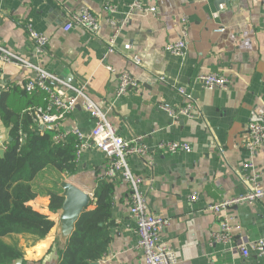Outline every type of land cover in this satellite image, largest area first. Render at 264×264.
Instances as JSON below:
<instances>
[{
    "label": "crops",
    "instance_id": "obj_1",
    "mask_svg": "<svg viewBox=\"0 0 264 264\" xmlns=\"http://www.w3.org/2000/svg\"><path fill=\"white\" fill-rule=\"evenodd\" d=\"M134 1L0 0V44L66 82L86 85L87 94L107 113L121 137L142 138L149 155L129 156V168L142 177L140 190L150 209L170 221L162 242L175 251L176 264H264V254L251 251L244 256L237 247L241 239H264V199L220 212L209 209L222 199L243 195L257 185L264 187V144L255 151L248 148L249 123L264 122V0H143L156 6L157 14L129 16L127 24L121 25ZM81 7L99 18L96 34L64 29ZM183 17L188 19L187 50L177 56L165 47L180 38ZM28 27L49 37L45 53L36 52ZM117 29L115 51L109 52ZM127 44L131 47L126 50ZM125 71L138 85L118 95L119 74ZM203 73L224 75L229 84L207 89L198 80ZM35 76L33 68L0 63V92L23 86ZM180 88L195 101L191 116L178 114L186 103ZM72 95L73 91H66L67 97ZM94 125L80 103L63 122L65 129L78 128L85 136ZM0 135L3 142L9 139L1 120ZM167 141L188 142L192 151L159 150L158 145ZM246 163L253 167L244 168ZM112 166L113 158L106 153L86 149L75 173L62 174L59 186L70 183L90 194L100 181H109L112 241L99 263L144 264L130 213L131 187L123 170L111 171ZM243 175L258 176L245 182ZM52 176L45 174L51 177L42 182L47 189L54 187ZM194 194L197 199L192 201ZM29 203L52 218L55 226L45 239L25 246L24 259L28 264H57L74 217L68 207L51 211L47 192ZM224 217L231 218L235 227L229 243L214 240Z\"/></svg>",
    "mask_w": 264,
    "mask_h": 264
},
{
    "label": "built area",
    "instance_id": "obj_2",
    "mask_svg": "<svg viewBox=\"0 0 264 264\" xmlns=\"http://www.w3.org/2000/svg\"><path fill=\"white\" fill-rule=\"evenodd\" d=\"M128 15L121 25L127 24L129 16L137 14H157V7L150 5L143 0H135L128 8ZM115 12V7L111 8ZM187 17L182 19V28L180 38L169 43L165 48L168 52L177 56L184 55L187 50L188 25ZM113 25H118L115 20L110 19ZM73 28L82 29L92 34H96L100 29L99 18L88 8L81 7L79 11L73 12L70 20L65 24L64 29L69 31ZM119 30L115 31L110 39L109 52L115 51V39ZM28 34L36 44V52L43 54L47 50L49 37L28 27ZM131 45H125V49H130ZM136 63H141L139 58H135ZM0 63H15L21 66L33 68L36 76L25 84L28 92L32 93L37 90H44L47 95V106L45 110L39 108L37 110V118L41 129L50 128L56 130L54 140L62 142L67 140L69 133H73L78 140V158L89 148L98 149L113 158V166L111 171L123 170L124 176L128 180L131 187V206L130 213L136 222V232L139 236L138 248L142 250L144 264H176L178 257L172 247L162 242V233L169 225V219L155 214L149 207L146 196L140 190L143 181L142 177L132 173L128 164V157L137 155L146 158L149 155V148L143 143L141 137L134 139H124L121 137L112 122L109 120L107 113L103 111L97 103L87 94L86 85L77 86L66 82L64 79L49 72L43 67L34 64L30 60L15 54L6 46L0 44ZM109 70H113L111 66H107ZM207 89L226 88L229 84V78L218 73H203L198 76ZM138 81L129 72L125 71L119 74L118 95H123L130 88L136 87ZM71 90L74 95L67 97L66 91ZM179 92L185 96L186 103L178 111V114L191 116L196 104L192 96L186 89L180 88ZM80 103L93 118L95 125L89 136H85L78 128L67 130L63 127L64 120L75 110ZM250 141L248 148L255 151L260 145L264 144V122L252 121L248 125ZM4 142L0 135V148H3ZM158 149L168 152H191L192 147L185 141H167L158 145ZM253 167L252 163H246L244 168ZM255 175L254 178H257ZM241 179L248 182V177L241 176ZM91 199L95 198L94 193L89 194ZM197 199V195H192L191 200ZM264 199V187L257 185L250 188L245 194L222 199L221 201L209 206L210 210L220 212L229 207L239 204H252ZM234 225L231 224V218L224 217L221 221V229L214 233V240L229 243L233 240ZM238 249L244 256H248L251 251H255L258 255L264 254V239H241L237 244Z\"/></svg>",
    "mask_w": 264,
    "mask_h": 264
},
{
    "label": "trees",
    "instance_id": "obj_3",
    "mask_svg": "<svg viewBox=\"0 0 264 264\" xmlns=\"http://www.w3.org/2000/svg\"><path fill=\"white\" fill-rule=\"evenodd\" d=\"M25 84L0 92V120L9 133L0 155V264H15L19 258L28 264L25 246L45 239L55 226L52 218L29 202L47 192L49 209L58 212L65 201L59 186L62 174L77 170V137L69 133L67 140L56 142V130L39 127L37 110H45L48 95L44 90L30 93ZM45 174L53 175L52 189L42 184L51 179ZM94 194V202L80 215L60 249L57 264H93L108 252L113 186L102 180Z\"/></svg>",
    "mask_w": 264,
    "mask_h": 264
},
{
    "label": "water",
    "instance_id": "obj_4",
    "mask_svg": "<svg viewBox=\"0 0 264 264\" xmlns=\"http://www.w3.org/2000/svg\"><path fill=\"white\" fill-rule=\"evenodd\" d=\"M4 149L0 148V155H3ZM63 192L62 195L65 198L64 205L61 209L67 208L73 218V229L75 222L78 220L80 215L91 206V197L89 194L83 192L76 186L66 183L61 185ZM60 209V210H61ZM72 229V231H73ZM23 259L19 258L15 261V264H22ZM93 264H100L99 262H94Z\"/></svg>",
    "mask_w": 264,
    "mask_h": 264
}]
</instances>
